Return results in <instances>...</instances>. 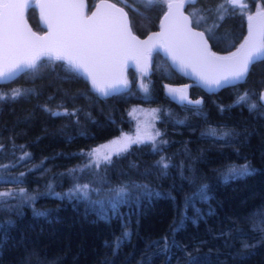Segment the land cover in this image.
<instances>
[{"label": "trees", "instance_id": "1", "mask_svg": "<svg viewBox=\"0 0 264 264\" xmlns=\"http://www.w3.org/2000/svg\"><path fill=\"white\" fill-rule=\"evenodd\" d=\"M87 1L91 8L96 0ZM113 1L143 35L157 27L167 0ZM245 1V10L229 0L184 2L211 49L228 54L247 35L255 3L264 10V0ZM27 17L41 30L33 6ZM125 78L105 98L69 62L44 54L35 68L0 84V193L33 196L0 197V264H264V59L215 93L191 84L157 52L148 73L129 65ZM168 84L188 85L190 100L200 103L174 102ZM134 104L161 107L157 126L166 142L154 150L133 144L111 164L144 157L147 174L136 184H109L103 193L113 197L127 189L115 204H101L89 186L74 191L87 185L69 176L80 151L130 131ZM245 167L244 175L231 171Z\"/></svg>", "mask_w": 264, "mask_h": 264}, {"label": "snow or ice", "instance_id": "2", "mask_svg": "<svg viewBox=\"0 0 264 264\" xmlns=\"http://www.w3.org/2000/svg\"><path fill=\"white\" fill-rule=\"evenodd\" d=\"M148 2L151 3L152 0H148ZM183 6V0L168 3L169 12L165 16V23L162 31L155 34V38L171 40L175 43L177 55L174 56V59H183L185 55H189L194 57L197 63L211 67L214 72L219 73V75L201 73V79L206 84L220 86L222 81L242 79L247 75L250 64L256 58L264 57V19L256 20L249 16V37L245 43L237 52L229 56L218 57L207 52L203 33L194 32L188 27L190 24L188 17L179 13V9ZM24 7H26V3L21 0H0V49L3 52L0 78L26 68H35L38 55H34L33 50L62 46L72 53L66 57L69 63L75 68L88 72L93 86L107 95V90L114 84L127 83L122 79H116L112 84L105 83L109 72H114L123 59L128 58V54L134 53L139 56L150 50L148 41H137L136 37L131 34L126 14L122 9H116L115 5H104L106 8L113 9L114 14L98 16L94 13L87 19L76 11L54 15L51 27L56 32L55 40H49L48 37H36L34 34H25L20 23V10ZM41 7L75 10L83 5L50 3L42 4ZM258 16L264 17V13L258 14ZM170 91L182 90L170 89ZM19 94V92H13L14 96ZM243 99L245 97H241V100ZM195 103H200V101ZM251 107L254 108L255 105H251ZM148 139L153 138L148 137ZM136 142H141L139 137L133 141L130 137L125 136L121 140L111 141L110 144L93 149L90 155H98L101 149L109 150V154L103 156V159L107 161L110 160L111 150L114 149L117 153L126 151L131 143ZM25 155L27 156L28 153ZM164 167L167 165L165 164ZM231 171L237 175H244L247 173V168L232 169ZM87 188L88 185H77L74 191L83 192ZM126 192V188H119L116 191V197L119 198ZM163 243L166 246V238Z\"/></svg>", "mask_w": 264, "mask_h": 264}, {"label": "water", "instance_id": "3", "mask_svg": "<svg viewBox=\"0 0 264 264\" xmlns=\"http://www.w3.org/2000/svg\"><path fill=\"white\" fill-rule=\"evenodd\" d=\"M21 2L26 3V7L20 10V23L21 27L25 30V34H34L36 37H48L49 40H55L56 39V32L51 27L53 24V16L59 13H66L69 11H76L79 13L80 16L87 19L93 16L94 13H96L98 16H105L109 14H114L113 9H109L104 7V5H115L116 9H122L123 13L126 14V20L128 27L131 30V34L136 37L137 41L145 42L148 41V48L149 51L145 52L143 55L137 56L134 53L128 54L127 59H123L122 63L118 66V68L114 72H109V74L106 77L105 83L112 84L114 80L116 79H124V73L127 66L131 65L138 69L143 71L144 73L149 72V53L157 52L159 53L163 58L166 59V61L171 65L172 69L179 73L180 75L184 76L187 80L190 81L191 84L198 86L203 92L205 93H215L219 91L222 88L231 86L235 84L236 82L242 80H230V81H222L220 86L215 85H208L204 82V80L201 79V73H207L209 75H219V73H216L213 71L211 67L199 64L195 61L194 57L185 55L183 59L175 58L174 56L177 55L176 46L175 43L171 40L166 39H156L155 34H158L162 31L163 24L165 23V16L169 12L168 3L170 2H180V0H167L165 2V9L163 13L161 14L157 27L155 29L149 30L143 35L137 34L133 31L131 24H130V18L127 10L119 3L114 2L113 0H96L91 8L88 6L87 0H36L35 3L30 4L29 0H21ZM50 3H75V4H82L83 7L75 9V10H69V9H56V8H42V4H50ZM184 6L179 9V13L183 14L184 16H187L190 24L188 25L189 28H191L192 31L203 33V40L206 42V49L209 54H214L218 57H224L229 56L232 53L237 52L238 49H240L241 45L245 43L246 39L249 37V20H248V32L245 36L244 40L240 44V46L233 51L232 53L228 54H221L214 52L211 49L210 43L207 39V36L205 32L194 26L191 20V16L185 9V2L183 1ZM33 6V8L36 11L38 24L41 28V30L35 29L32 24L30 23L28 17H27V9ZM264 12H256L251 14V17L256 18V20L264 19L262 16H258V14H261ZM118 15V14H117ZM51 33V35H50ZM152 37L153 39L150 40L149 38ZM34 55H38V58L41 55L47 54L52 57H60L64 59L65 61L69 62L66 57L72 55L70 50H68L65 47L62 46H51L49 48L43 49V50H33ZM75 59V57H73ZM3 59V52L2 49H0V64H2ZM264 59V57L256 58L251 65L259 60ZM249 67V69H250ZM81 74H83L89 82L92 84V79L89 76L88 72L84 71L83 69L76 68ZM25 70V69H24ZM108 71V70H106ZM22 71H18L14 74H9L7 77L0 78V84L9 83L13 80H15ZM124 83L114 84L113 87L109 88L107 90V95L101 93L98 91L92 84L93 89L102 97H109L112 94L118 93L124 88ZM170 89H178L182 91H170ZM166 93L169 96L171 100H173L176 103H183L187 99V91L182 87H176L171 84L166 86ZM264 89L259 94V99L262 104H264Z\"/></svg>", "mask_w": 264, "mask_h": 264}, {"label": "rangeland", "instance_id": "4", "mask_svg": "<svg viewBox=\"0 0 264 264\" xmlns=\"http://www.w3.org/2000/svg\"><path fill=\"white\" fill-rule=\"evenodd\" d=\"M186 1V0H183ZM30 4L36 2V0H29ZM232 4L240 7L242 10H245L248 6L245 0H232ZM256 12H264L262 8H259V3L256 2L254 5ZM253 14V13H251ZM250 14V15H251ZM249 15V16H250ZM132 65V64H131ZM126 70V69H125ZM124 79L125 73H124ZM128 83V81H127ZM176 87H182L186 91H188V85H177L171 84ZM125 86V85H124ZM167 86V85H166ZM165 86V91H166ZM18 91V90H17ZM16 91V92H17ZM14 91L11 93L13 94ZM170 110L166 108L162 110V114L165 116L171 115L172 113ZM161 112V107L158 105H148V104H134L130 107L129 114L130 118L133 121V128L130 131H123L118 135L90 148L84 149L80 151L82 155V161L76 165H73L69 168V176L73 177V180L79 178L86 179L85 182L89 186L92 192L98 193L99 192V202L101 204H115L119 201L124 194L117 198L113 197L112 195H107V193H103V191H107L109 188V184H113L122 180L131 179L134 180V184L137 183V180L143 178L147 171H149L148 166H144L147 164L144 157H138L137 161H132V156H127L124 161H117L111 164L112 158L114 156H119L128 151V149L133 145H140L142 143H147L149 148L160 149L161 146L166 142L160 134V131L157 126V120ZM159 133V135H157ZM130 137L133 141H136L137 138H140L141 142L131 143L126 151H122L117 153L114 149L110 152V160H104L103 156L109 154V150L101 149V152L98 155H90L93 149L100 148L101 145L110 144L111 141L121 140L123 137ZM148 137H152L153 139H148ZM161 159V158H160ZM154 161L155 163H160L161 160ZM163 160V159H162ZM50 184V183H49ZM6 190L3 191V195L7 196L10 192H16L15 194L18 197H25L26 199H30L33 197L30 193L26 192L25 190ZM9 192V193H8Z\"/></svg>", "mask_w": 264, "mask_h": 264}, {"label": "flooded vegetation", "instance_id": "5", "mask_svg": "<svg viewBox=\"0 0 264 264\" xmlns=\"http://www.w3.org/2000/svg\"><path fill=\"white\" fill-rule=\"evenodd\" d=\"M94 4V3H93ZM150 54L151 53H149V56H150ZM169 85V84H168ZM193 102V103H195L196 101H199V100H190V97H189V94H188V91H187V99L184 101V102H187V103H189V102Z\"/></svg>", "mask_w": 264, "mask_h": 264}]
</instances>
